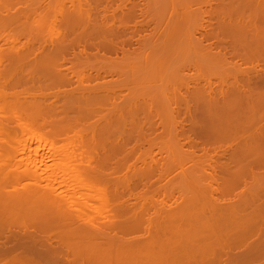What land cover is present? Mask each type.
<instances>
[{"label": "bare ground", "instance_id": "6f19581e", "mask_svg": "<svg viewBox=\"0 0 264 264\" xmlns=\"http://www.w3.org/2000/svg\"><path fill=\"white\" fill-rule=\"evenodd\" d=\"M22 1L0 0V264L264 259V200L246 212L264 193V0ZM138 174L191 194L150 210Z\"/></svg>", "mask_w": 264, "mask_h": 264}, {"label": "rangeland", "instance_id": "374dc122", "mask_svg": "<svg viewBox=\"0 0 264 264\" xmlns=\"http://www.w3.org/2000/svg\"><path fill=\"white\" fill-rule=\"evenodd\" d=\"M20 1H22V0H19V2H20ZM76 1H77V0H76ZM78 1H79V0H78ZM83 1H84V0H80L79 2H83ZM212 1H213V0H212ZM212 1L210 0V3H211V5H213L212 7H214V6H215L214 4H216V1H217V0H214V1H213V4H212ZM232 1H233V0H232ZM24 2L26 3V0H24ZM45 2H50V0H45ZM65 2H66V1H65ZM65 2H64V3H65ZM73 2H74V4H75V0H74ZM55 3H57V2H55ZM55 3H54V4H55ZM58 3H59V2H58ZM68 3H70V2L67 1L66 6L68 5ZM76 4H77V3H76ZM69 5H70V4H69ZM69 5H68L67 7H69ZM112 6H114L113 3H112ZM84 7H85V6H84ZM100 8H101V7H100ZM117 14H118V12H117ZM116 16H117V15H116ZM118 16H119V14H118ZM97 18H98V17H97ZM97 18H95V19H97ZM99 19H100V18H99ZM99 19H98V20H99ZM138 20H140V19H138ZM141 21H142V20H141ZM150 26H151V27H150ZM153 28H154L153 25H152V24H149V27L146 26V28H145L146 31H145V30L142 31L141 34H142V35H144L145 33L148 34L149 31H152ZM205 29H208V27L205 28ZM58 30H59V29H58ZM74 33H75V32H74ZM76 33H77V32H76ZM61 34H62V33H61ZM68 34H69V35H72L71 33H68ZM139 34H140V33H139ZM141 34H140V35H141ZM55 35H56V34H55ZM55 35L53 34V37H54ZM134 35H135V34H134ZM136 35L139 37L138 34H136ZM142 35H141V36H142ZM119 37H120V36H119ZM125 37H126V36H125ZM138 37H137V38H138ZM134 38H135V36H134ZM137 38H135V39H137ZM120 39H121V38H120ZM120 39H118V41H119ZM135 39H134V40H135ZM204 43H205V42H203V44H204ZM205 44L207 45V42H206ZM212 44H213V41H212ZM214 44H215V43H214ZM124 45H125V46H123V47H125V49H126V44H124ZM212 46H214V45H212ZM131 47H137V45L135 44V42L132 43V46H131ZM76 48H77V47L73 48V50H74L75 52H77V51H76ZM129 48H130V47H129ZM99 49H100V48H99ZM99 49H98V51H96L92 46L90 47V46L87 45V47H86V53H87V54H90V55L94 54L95 52H98V55H100V54H102V53H105L104 55H105L106 57H111V58H115L116 56H117V57H120V56H121L120 53H117V55L114 56L115 54L112 53L111 51H109V49H107L106 47H105V48H102V50H101V49L99 50ZM130 49H131V48H130ZM132 49H133V48H132ZM132 49H131V50H132ZM70 51H71V50H70ZM93 51H94V52H93ZM104 51H105V52H104ZM108 51H109V52H108ZM91 52H92V54H91ZM90 55H89V56H90ZM108 55H109V56H108ZM99 57H100V56H99ZM71 59H72V61L74 60L73 58H71ZM74 61H75V60H74ZM67 66H68V65H67ZM244 66H245V65H244ZM242 67H243V66H242ZM261 67H264V64H261ZM243 68H244V67H243ZM214 73H215V72H214ZM213 76H214V75H211V82L213 81V82H212V83H213L212 86L215 87V86H216V82H218V81H217L218 78H217V76H214V77H213ZM214 83H215V84H214ZM211 113H212V115H213V114H214V115H217V114H218V113L215 114L214 112H210V114H211ZM210 114H208V115H210ZM205 115H207V114H205ZM180 117H181V120H186V119L183 118V116H179V117H178L179 119H178V118H177V119L180 120ZM181 120H180V121H181ZM261 120H262V119H261ZM261 120H260V121H261ZM263 120H264V119H263ZM187 121H188V120H187ZM185 122H186V121H185ZM263 122H264V121H263ZM186 123H187V122H186ZM188 127H189V126H188V124H187L184 128H185V129H188ZM160 130H161V129H157L158 132H160ZM157 131H156V132H157ZM158 132H157V133H158ZM149 133H150V132H148V134H149ZM150 134H151V133H150ZM19 136H20V135H19ZM151 136H153V134H152ZM190 136H191V135H190ZM20 137L23 138V139H22V138H19L20 141H22V142H23V141H26V144H28V147H30V146H31V147H33V146H34V147H35V146H37V147H41L40 145L38 146V145L35 144V143H31V142H34V141H33L32 138L29 139V138H28V135H24V136L22 135V136H20ZM191 137H192V136H191ZM27 139H28V140H27ZM180 139H181V141H183V139H182L181 137H180ZM193 139H194L195 141L197 140L198 142H199V141H203V140H201V139L199 140V139H197V138H193ZM131 145H132V144H131ZM168 145H169V144H168ZM168 145H167V147H168ZM170 145H171V144H170ZM172 145H173V144H172ZM172 145H171V146H172ZM200 145H201V144H200ZM200 145H198V146H195V145L192 146V147L195 148V151H193L192 153H193L194 156H196V157H198V158L201 159V158L203 157L204 154H203L202 150H201V152L198 150V148L201 147ZM204 145L207 146V145H210V144H206V143H204ZM231 145L234 147V144H231ZM129 146H130V145H129ZM142 146H143V148L145 147L144 149H147V146H148V145L143 143ZM225 146H226V145H225ZM172 147H175V146H172ZM183 147H184V146H183ZM208 147H209V146H208ZM143 148H142V150H144ZM214 148H215V150H216V152H217L216 154H217V155H220L221 152L219 151V150H220V149H219V146H218V145H215ZM153 150H154L156 153H158V152H157V148H154ZM152 152H153V151H152ZM155 152H153V153L150 154V155H151V156L155 155V154H154ZM212 152H213V151H212ZM40 153H42V150H41ZM163 154H164V153H163ZM163 154H162V155L160 154V155L163 157V156H164ZM157 155H159V154H157ZM157 155H155V156H157ZM198 155H200V156H198ZM259 156H261V155H259ZM53 157H54V158H53ZM157 157L159 158L160 156H157ZM157 157H155V158H157ZM261 157H262V156H261ZM52 158L55 159L56 156H54V154H53V155H52V154H49L48 159H50L51 161L47 159L48 161L46 160V161H47L46 163H51V162L53 161ZM257 158H258V157H257ZM216 159H217V160L219 159L220 161H222L223 158H219L218 156H216ZM259 159H260V160H261V159H264V157H263V158H260V157H259V158H258V161H259ZM147 160H148L147 162H149L150 159L147 158ZM140 161H141V160H140ZM223 161H224V160H223ZM262 161H264V160H262ZM128 162H129V161H128ZM130 162L133 163L134 160L132 159ZM130 162H129V163H130ZM135 162H137V161H135ZM135 162H134V163H135ZM208 162H210L211 165H213L211 161L208 160ZM140 163H141V162H138L137 164L140 165ZM228 163H229V162L227 161V164H228ZM251 164H252V163H251ZM253 164H255V166L258 167V168H256V167H254L253 165H252V167H251V168H253V169L256 170V173H255V174H257V171L259 172V174H260V173H261V174H262V173L264 174V171H263V170H264V164H263V165H262L261 163H260V164L253 163ZM188 165H189V164H188ZM257 165H258V166H257ZM228 166H232V162H231V164L229 163ZM257 169H260V171L257 170ZM255 170H254V172H255ZM261 170H262V171H261ZM177 172H178V170H177ZM248 172H249V171H248ZM130 173H131V172H129V176H130ZM175 173H176V172H175ZM263 174H262V175H263ZM139 175H140V174H138V176H136V177L133 176V178L131 177V178H132L131 181L134 183V184H133L134 186H135L136 183H138V184H136V185H138V186H137V189H138V190H137V189H133V192L139 194L138 197L136 196L137 198H139V203H140V202H143L145 197H146V200L148 199V201H147V202H144V203H145V206H147L148 209L151 208L150 210H153V209L155 210L156 208H158V209L160 208V209H161L162 206H163L162 209H165V210H167V209H168V210H169V209H170V210H173V209H175V205H176V204H178V203L180 204V202L182 203L183 201H185L184 198H186V196L188 197V196L191 194V193H189V192L185 194V192H184V193H182V192L180 193V191H178V190L175 191V187H174L173 184L177 183L178 181H176L175 178L172 177L173 174H172L171 176H170V175L167 176V177L165 176V178H164V176H162V177H160V179H158V178H157L158 176H156V175H155V176H154V175H149V176H148V175H147V176H146V175H145V176H139ZM154 177H155V178H154ZM174 177H175V176H174ZM176 177H177V176H176ZM131 178H128V179H131ZM245 178H246V179H245ZM245 178H244L245 180H249V179H250V178H249V175H248L247 177H245ZM101 179H102L103 181H106L104 178H101ZM133 179H134L136 182H135ZM139 179H140V180H139ZM176 179H177V178H176ZM177 180H178V179H177ZM139 181H140V182H139ZM174 181H176V182L174 183ZM230 181H231V183H232L233 179L231 178ZM251 181H252V180H251ZM141 182H142V183L145 182V185H144V183H143L144 186L141 185V184H142ZM249 182H250V181H249ZM249 182L247 183V181H246V184L249 185V184H250ZM139 183H140V184H139ZM241 183H242V182H241ZM241 183H240V186H231V189H232V192H230L231 195H232L231 197H234L233 195H237V194H239V193H240V190L244 189V188H243L244 186L242 187V184H243V183H242V184H241ZM176 185H177V184H176ZM243 185H244V184H243ZM248 185H247V186H248ZM141 186H142V187H141ZM248 187H249V186H248ZM239 188H240V189H239ZM141 189H142V190H141ZM61 191L64 192V195H65V196H69V197H76L77 195H83L84 197L89 198V197H91V194H92V196H97V197H100V196H102V195H103V196L105 195V194H102V193H96V195H95L93 192L91 193V191H88V190H83L82 193H79V192H76V191H75V192H70V191H67L66 188H62ZM136 191H137V192H136ZM140 191H141V192H140ZM259 192H260V193L257 192L258 194L255 193V194H257V196L255 195L254 199H250V200L248 201L249 204H251V205H250V208H246V209L248 210V211H246V212H248L247 214H250V213L252 214V213L254 212V209H255V211L257 210V208L255 207L256 204H258V203L261 202V203H260L261 205H260L259 207L261 208V206H263V205H262V199L264 200V193H263V191H259ZM101 194H102V195H101ZM110 194H111V192H110ZM125 194L127 195L128 193H125ZM114 195H117V196L120 195V196H121L120 192L115 193ZM258 195H259V197H258ZM247 196H248V194H247ZM140 197H143V198L140 199ZM257 197H258V199H256ZM137 198H132V199H130V200L135 202V201H138ZM259 198H260V199H259ZM116 199H118V197H117ZM136 199H137V200H136ZM183 199H184V200H183ZM255 199L257 200L258 203L256 202ZM130 200H129V201H130ZM146 200H145V201H146ZM175 200H176V201H175ZM181 200H182V201H181ZM116 201H117V200H116ZM131 201H130V203H131ZM149 201H150V203H151V205H149L150 207L148 206V204H150ZM250 201H253V202L255 201V202H254V203H253V202L251 203ZM134 202H132V203H134ZM160 202H161V203H160ZM263 202H264V201H263ZM137 203H138V202H137ZM147 203H148V204H147ZM174 203H175V205H174ZM159 204H160V205H159ZM162 204H163V205H162ZM120 205H123V204L120 203ZM158 205H159L160 207H159ZM170 205H171V207H170ZM201 205H202V204H201ZM247 205H248V204H247ZM136 206H138V204H136ZM167 206H169L170 208L167 207ZM177 206H178V205H177ZM177 206H176V207H177ZM179 206H182V204L179 205ZM179 206H178V207H179ZM199 206H200V205H199ZM248 206H249V205H248ZM248 206H247V207H248ZM256 206H257V205H256ZM90 207H91V206H89V208H90ZM155 207H156V208H155ZM251 207H252V208H251ZM147 208H146V209H147ZM148 209H147V210H148ZM158 209H156V210H158ZM251 209H252V210H251ZM150 210H149V212H150ZM154 210H153V211H154ZM262 210H263V209H262ZM251 211H252V212H251ZM151 212H152V211H151ZM263 213H264V210H263ZM257 217H260V216L258 215ZM252 218H253V217H252ZM252 218H251V219H252ZM253 219H254V218H253ZM253 219H252V220H253ZM252 220H250V222H252ZM253 223H254V220H253ZM253 223H250V224H253ZM247 224H248V223H247ZM250 224H249V228L253 226V225H250ZM262 227H263V226H262ZM263 230H264V227H263ZM248 233H249V232H248ZM245 235H246V234H245ZM249 235L252 236L250 233H249ZM250 236H249V237H250ZM260 236H261V235H259L258 238H257V237L254 238V237H253V240H252L251 238H250V240H249V237H248V240L246 239V241H244V242L242 243V245H243V246L246 245V244L250 245V244L253 243L254 240L259 239ZM246 238H247V236H246ZM254 242H255V241H254ZM238 248H239V247H237L236 249L234 248V250H237ZM244 248H246V247L244 246L243 248H242V247L239 248L240 252H241V250H242V252H244ZM262 259H263V258H262ZM262 259H260V260L262 261ZM263 260H264V259H263ZM261 261H259L258 264H259V263H260V264H264V261H263L262 263H261ZM248 264H252V263L249 262Z\"/></svg>", "mask_w": 264, "mask_h": 264}, {"label": "flooded vegetation", "instance_id": "af4514ba", "mask_svg": "<svg viewBox=\"0 0 264 264\" xmlns=\"http://www.w3.org/2000/svg\"><path fill=\"white\" fill-rule=\"evenodd\" d=\"M23 3H24V1H22ZM117 3V2H116ZM115 3V4H116ZM103 5H104V3H102ZM106 4V3H105ZM114 4V3H113ZM115 6V5H114ZM102 7V6H101ZM141 34V33H140ZM140 34H138V35H140ZM138 36L137 35H135V38H137ZM77 51V50H76ZM94 52V51H93ZM214 87V86H213ZM216 88H217V86H215L214 87V89L216 90ZM192 146H194V145H184V147H183V149L184 150H186V151H195V148L194 147H192ZM196 146H198V145H196ZM201 146V145H200ZM156 148H158V147H156ZM203 149V151H204V149H206V146H201L200 148H198V150L201 152V150ZM202 151V152H203ZM198 156H200V155H198Z\"/></svg>", "mask_w": 264, "mask_h": 264}]
</instances>
